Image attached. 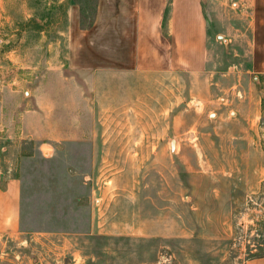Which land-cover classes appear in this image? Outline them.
I'll use <instances>...</instances> for the list:
<instances>
[{"label":"rangeland","instance_id":"1","mask_svg":"<svg viewBox=\"0 0 264 264\" xmlns=\"http://www.w3.org/2000/svg\"><path fill=\"white\" fill-rule=\"evenodd\" d=\"M204 1L194 72L156 63L139 0H0V264L264 256V0Z\"/></svg>","mask_w":264,"mask_h":264},{"label":"crops","instance_id":"2","mask_svg":"<svg viewBox=\"0 0 264 264\" xmlns=\"http://www.w3.org/2000/svg\"><path fill=\"white\" fill-rule=\"evenodd\" d=\"M204 2L139 0L138 5L143 14L137 13V23L141 33L154 37L158 65L166 66L167 69L177 67L194 72L203 69L208 36ZM116 21L120 25L121 19ZM161 38L165 40L164 43L157 41ZM158 45L159 47L155 48ZM18 205V182L15 176L10 175L0 182V239L5 234L15 232L19 218ZM248 264H264V256L253 259Z\"/></svg>","mask_w":264,"mask_h":264}]
</instances>
